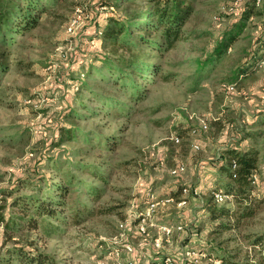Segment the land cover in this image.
I'll return each instance as SVG.
<instances>
[{
	"label": "rangeland",
	"instance_id": "obj_1",
	"mask_svg": "<svg viewBox=\"0 0 264 264\" xmlns=\"http://www.w3.org/2000/svg\"><path fill=\"white\" fill-rule=\"evenodd\" d=\"M247 1L194 0V10L184 24L185 34L172 49L154 58L158 74L136 79L145 96L129 104L127 92L120 99L126 103L124 110L104 108L84 91L82 97L90 111L80 112L85 116L75 125L94 141L93 148L82 156L74 155L80 147L77 144H63L58 153L50 150V142L63 121L62 113L73 102L82 62L98 67L99 62L88 58L93 51L110 50L108 46L98 48L96 41L89 43L94 21L100 22L110 13L120 14L123 8H99L100 0H60L41 13L35 29L15 38L9 48L13 64L0 83V203L3 198L9 205L15 198L33 195L37 179L50 176L44 166L53 155L61 156L64 173L69 171L66 162L72 163L74 177L68 184L64 176L71 193L65 206L58 208V219L39 223L37 234L23 228L24 222L19 220L22 225L14 234L15 241L33 240L35 247L57 264H116L115 260L129 259L137 264L141 257L153 261L169 257L174 264H220L217 255L221 251L236 264L255 261L263 246L254 249L252 236L264 232V61L248 80L236 84L232 93L225 91L228 83L221 82L222 69L194 85L198 64L221 28ZM73 19L78 20L75 33L68 30ZM89 85L101 92L100 74L95 73ZM202 123L208 126L206 132L191 134ZM175 137L179 144L174 143ZM194 143L198 150L193 149ZM231 147H255L260 152L258 182L251 184L252 214L237 227L229 217L211 222L203 218L210 189L229 181L216 176L212 164L219 162L222 150ZM78 162L85 168L76 170ZM87 165L100 168L105 182L91 178ZM178 165L184 166V172L172 176L170 171ZM151 195L172 201L158 206L146 238L136 233L135 221L130 223V219L121 236L118 224L129 214L135 217L136 210L145 211ZM11 212L16 209L9 208ZM160 225L181 226L182 230L165 237ZM189 234L192 236L187 239ZM2 244L0 235L3 257L12 244ZM190 252L194 256H188Z\"/></svg>",
	"mask_w": 264,
	"mask_h": 264
},
{
	"label": "trees",
	"instance_id": "obj_2",
	"mask_svg": "<svg viewBox=\"0 0 264 264\" xmlns=\"http://www.w3.org/2000/svg\"><path fill=\"white\" fill-rule=\"evenodd\" d=\"M59 1L0 0V83L2 76L13 64L9 48L15 38L22 37L35 29L41 13L51 9ZM193 2L194 0H100L99 8L104 6L117 10L123 8L120 14L110 13L100 22H98L100 19L94 21L95 29L88 36V41L94 39L98 48L108 46L110 50L107 53L93 51L91 58H88L90 61L99 62L98 67H93V63L90 62L88 65L82 62L83 66L80 67L78 76L80 79L72 95L73 102L67 105L66 111L62 113L63 121L59 123L56 135L50 142V150H57L63 144L70 142L80 146L73 151L74 155L82 156L93 148L94 139L88 134H83L75 125L80 117L85 116L80 112L90 111L82 97L84 91L97 98L104 108L110 106L116 111L124 110L126 103L120 99L124 98L127 92L129 95L126 96V100L129 104L144 98L145 93L137 85L136 79L158 74L160 69L154 58L172 49L176 41L183 37L186 30L184 24L194 10ZM261 2L262 6L257 8ZM249 20L254 22L249 23ZM262 61H264V0H260L259 3L257 0H248L235 14V18L221 28L211 50L198 64L197 81L194 85L217 69H222L221 82L235 86L248 80ZM83 69L85 71H81ZM95 73L100 74L101 92L93 91L89 85V80ZM116 91L121 92V95H111V92ZM252 135L255 137V134ZM111 142L110 144H114V141ZM106 144L108 146V143ZM221 153L219 162L212 166L216 176H224L229 181L223 183L222 189H210L203 218L211 222L219 217H229L237 227L241 220L252 214L251 204L254 198L251 197V181L252 176L258 173L257 162L260 152L255 147L243 150L231 147L225 148ZM49 158L44 168L48 170L50 176L42 175L37 179L38 185L35 186L33 195L25 199L15 198L9 205L3 198L4 203H0L2 245L5 247L8 243L12 244L5 249L3 257L0 254V264H57L51 255L38 250L33 240L25 242L14 240V234L19 232L22 225L19 220L24 222L23 228L37 234L39 223L58 219V208L65 206L66 197L71 193L65 181L71 184L74 179L73 173L70 172L72 163L66 162L69 171L64 173L60 169L61 156L53 155ZM232 162L236 165L233 172ZM87 166L91 178L105 182L100 168ZM74 167L78 170L85 168V165L78 162ZM232 173L235 174V178H232ZM213 191H220L229 196V199L223 202L228 206L217 207L212 200ZM2 192L3 195L10 194V192ZM95 192V196H98L99 192ZM9 208L16 209V212L8 213ZM217 226L229 228L228 225L216 224L215 227ZM197 229L200 230V226ZM197 229L195 231H198ZM46 234H48L47 230ZM190 236L192 234L187 235V239ZM252 238L251 246L253 248L263 246V249L259 251L260 256L250 262L264 264V232ZM221 252L217 255L220 264H236L224 251ZM161 260L153 261L141 257L137 264H160Z\"/></svg>",
	"mask_w": 264,
	"mask_h": 264
},
{
	"label": "built area",
	"instance_id": "obj_3",
	"mask_svg": "<svg viewBox=\"0 0 264 264\" xmlns=\"http://www.w3.org/2000/svg\"><path fill=\"white\" fill-rule=\"evenodd\" d=\"M259 1L260 0H257V3H259ZM77 23H78V20H76V19L71 20V22L69 23V29L68 30L75 33L76 28H78V27H76ZM94 41L95 40L92 39L89 41V43L93 44ZM224 88H225V91L229 92V93H232L233 91H235V86H233L231 84L224 85ZM207 128H208L207 124L202 123V124H200V126L197 129H193L191 131V134H197L199 132H206ZM173 140H174L175 144H179V142H180L179 137H175ZM192 147L195 150L199 149V147L196 143L192 144ZM235 168H236V165L234 162H232L231 163V171L233 172L235 170ZM184 170H185V168L183 165H178L173 170L170 171V174L172 176H177L179 174H182L184 172ZM232 178H235L234 173H232ZM257 182H258V175L254 174L252 176L251 184L255 185V184H257ZM182 191H183V193H186L187 189H183ZM194 193H195V195H197L196 190L194 191ZM211 196H212L213 202L216 204H222L225 200L229 199V196L223 194L220 191H213L211 193ZM171 201H172L171 198L158 199L157 197H153L151 195L149 201L147 202V206L145 207V211L141 210V211L137 212V210H136L137 215H135V217H132L131 214H129L124 221H122L118 224V228L122 233L121 236L125 235L127 227H128V223H129L128 219H130V223L135 221L134 228L136 230V233L139 236L146 238L148 227L152 226V224L150 223V218L153 216V214L157 210L158 206L165 205L166 203H169ZM183 201L184 200L181 201V204L184 203ZM158 229H159V231H161L164 234L165 237H169L174 231H181L182 227L176 226L174 228L173 226L160 225ZM159 245H160L159 241H155V246L157 248H159ZM126 251L130 252L131 248L126 247ZM109 254H112V251L109 252ZM187 255L188 256H194V253L190 252ZM196 260L197 259H194L195 262H197ZM115 261H116V264H136L135 261L132 259H129L125 262H117L118 260H115ZM98 264H107V263L105 261H100ZM160 264H174V262L171 260V258L166 257L165 259H163V261H161Z\"/></svg>",
	"mask_w": 264,
	"mask_h": 264
},
{
	"label": "crops",
	"instance_id": "obj_4",
	"mask_svg": "<svg viewBox=\"0 0 264 264\" xmlns=\"http://www.w3.org/2000/svg\"><path fill=\"white\" fill-rule=\"evenodd\" d=\"M215 179V178H214ZM199 196V195H198Z\"/></svg>",
	"mask_w": 264,
	"mask_h": 264
}]
</instances>
